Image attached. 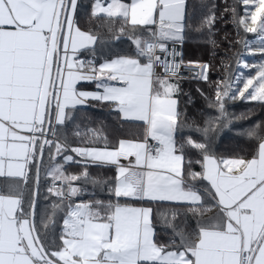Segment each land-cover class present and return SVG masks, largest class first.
<instances>
[{"label": "snow or ice", "instance_id": "snow-or-ice-1", "mask_svg": "<svg viewBox=\"0 0 264 264\" xmlns=\"http://www.w3.org/2000/svg\"><path fill=\"white\" fill-rule=\"evenodd\" d=\"M241 2L256 5L248 16L238 19L246 33H256L261 41L249 51L264 54V0ZM77 7L78 0H0V178L8 181L0 186V264H264L261 125L247 133L260 141L247 160L218 159L210 154L208 143L191 137L178 143L177 101L172 98L178 86L155 72L160 65L165 73L175 75L179 67L166 58L167 42L184 39L186 0H132L131 4L111 0L106 7L96 0L91 17L103 19V13L108 18L105 23L109 32L117 18L133 29L155 25L154 29H146L147 38L131 37L135 57L117 56L99 67L92 61L76 59L98 40L76 25ZM232 11L235 13V9ZM213 21L210 17L206 23ZM119 31L123 34L125 29ZM208 67L202 66V79H207ZM79 81H96L102 91L78 92ZM237 94L244 100L264 103V64L236 92L231 87L223 92L218 89L216 103L211 106L217 107L223 117V98L235 99ZM88 99L110 102L123 121L142 122L143 139L120 140L112 150L71 149L85 163L115 166V182L109 191L117 202H69L59 244L50 249L41 240L34 219L38 191L33 192L26 211L20 182H27L28 166L36 163L38 184L37 155L45 146L53 145L46 138L48 132L55 135L53 115L55 124L62 125L69 115L66 109ZM198 130L207 140L217 129L209 120ZM54 146L57 155L67 150L59 142ZM186 148L201 154L202 159L197 161L201 172H186ZM121 159L128 160V164H122ZM64 160L72 162L73 157L66 155ZM47 175L53 180L48 191L61 202L81 193L73 182L89 179L87 170L81 176L66 175L61 165L53 166ZM186 176L187 180L207 182L206 190L215 201L217 215L207 222L197 220L196 230L189 235L174 223L175 213L171 219L165 214L163 222L171 228L172 239L168 244H158L153 209L121 204L119 198L176 202L194 215H202L210 209H205L202 195ZM56 181L67 185V193L62 187L57 190ZM58 207L53 205L54 212ZM49 223H55L53 216L48 217L44 227Z\"/></svg>", "mask_w": 264, "mask_h": 264}, {"label": "trees", "instance_id": "trees-1", "mask_svg": "<svg viewBox=\"0 0 264 264\" xmlns=\"http://www.w3.org/2000/svg\"><path fill=\"white\" fill-rule=\"evenodd\" d=\"M93 1L78 0L75 13L74 19L80 30L98 37L93 49L80 53L81 58L90 59L98 66L101 62L110 61L117 56L135 57L136 48L131 37L147 38L149 33L146 29L154 27L137 26L133 29L117 18L111 25L113 31L109 32L105 23L108 20L106 16L101 15L103 19L91 17ZM242 6L240 0H186L184 39L181 42L183 61L200 65L201 68L203 65H208L207 79L170 80L178 86L175 94L180 125L176 134L177 142L183 143L189 137L198 142H206L209 144L210 154L218 159H251L260 141L249 138L247 133L257 124L261 125V136L264 137V103L244 100L238 94L235 99L224 97L223 117L217 107L211 106L216 103L218 89L223 92L231 87L232 91L236 92L235 80L240 74L239 67L249 46L251 35L238 25V19L243 17L239 14ZM210 17H214V21L209 25L206 20ZM122 27L125 29L123 34L119 31ZM251 47H254V44ZM112 108L105 103H91L86 108L68 112V118L61 126L52 125L55 135L49 133L48 139L53 141V145L45 148L34 218L40 238L47 248L51 249L59 244L62 218L69 202L73 204H94L96 200H101L105 204L117 202L109 191L115 182L116 172L113 167L91 165L78 160L65 164L63 171L66 175L81 176L87 170L89 179L73 182L74 186L82 189L81 193L71 197L70 200L65 198L62 202L48 191L51 187V178L45 172L46 166L48 167L53 161L62 160L72 148L114 149L120 140H142L143 124L121 121ZM209 120L213 121V127L217 130L210 133L209 139L206 140L204 133L198 129L204 128L206 121ZM96 133H99L98 139ZM56 142L65 145L67 150L57 155L54 146ZM53 155L55 159H52ZM185 159L186 172L188 170L201 172V165L197 161L201 160L202 156L198 151L186 148ZM188 161H191L190 165ZM30 170L29 181L22 187L26 211L34 192L36 163L31 164ZM93 181L97 182L93 183ZM187 182L196 186L203 197L205 209H210L203 211L202 215H194L184 205L166 202L149 203L124 198H119V202L151 207L156 242L168 244L172 239V230L163 222L165 214L171 219V214L175 213L174 223L189 235L196 230L197 220L203 223L217 215L218 210L213 206L215 201L206 190L205 181L187 180ZM62 188L67 193V185L62 184ZM54 204L59 205L55 212ZM49 216H53L55 223H49L45 228L44 224L48 222Z\"/></svg>", "mask_w": 264, "mask_h": 264}, {"label": "crops", "instance_id": "crops-1", "mask_svg": "<svg viewBox=\"0 0 264 264\" xmlns=\"http://www.w3.org/2000/svg\"><path fill=\"white\" fill-rule=\"evenodd\" d=\"M96 2V0H94L93 1V3H92V6H93V4ZM99 2H100V4H101V6H103V7H106L107 5H108V3H110L111 2V0H99ZM121 2L122 3H125V4H131V2H132V0H128V1H124V0H121ZM76 13V12H75ZM100 15H104L103 13H101ZM74 18H75V14H74ZM143 27V26H142ZM147 27H154L155 28V25H147ZM153 28V29H154ZM82 31V30H81ZM169 42H172V41H169ZM95 46V45H94ZM94 46L92 47V48H89V49H86V50H82L80 53H82V52H84V51H89V50H91V49H93L94 48ZM136 48V47H135ZM78 54L77 55V57H76V59L77 60H79V61H83V59H85V58H81V54ZM142 59V58H141ZM104 62H106V61H104ZM104 62H101L100 64H102V63H104ZM99 64V65H100ZM99 65L97 66V67H99ZM172 82V81H171ZM111 83H116V82H111ZM173 83V82H172ZM173 84H175V83H173ZM76 89H77V91L78 92H87V93H96V92H100V91H102V89H98L97 87H96V81H79L77 84H76ZM175 94H176V92H174L173 93V95H172V98L173 99H175ZM176 100V99H175ZM91 103H105V104H107V105H110L111 107H113V105L110 103V102H100V101H96V100H91V99H88L87 101H85V103H83V104H79V105H77L75 108H69V109H66V111L67 112H71L72 110H74V109H83V108H86L89 104H91ZM112 110L113 111H115L114 110V108H112ZM118 115H119V118H120V114L117 112V111H115ZM120 120H121V118H120ZM121 121H123V120H121ZM124 122H133V123H140V124H142V122H139V121H124ZM52 125L53 126H61V125H58V124H55V119H54V115H53V119H52ZM37 135L39 136V133H37ZM125 141H131V140H125ZM118 144H119V142H118ZM118 144H117V146L116 147H118ZM115 147V148H116ZM114 148V149H115ZM99 149H102V148H99ZM109 150H112V149H109ZM55 151H56V149H55ZM69 151V150H68ZM66 155H71L72 157H73V161L74 160H78V161H80V162H84V160H82V158L81 157H79V156H77L74 152H72L71 151V149H70V151L68 152V153H66L64 156H66ZM64 156H63V158H62V160H59V161H56V162H52L47 168L45 167V172L47 173L53 166H55V165H61L62 167L66 164V162L64 161ZM130 159H132V158H130ZM128 160H123V159H121V163L122 164H124V165H127L128 164ZM85 163V162H84ZM88 164H91V165H100V166H104V167H113L114 168V170H115V172H116V168H115V166L114 165H104V164H101V163H92V162H88ZM30 166H31V164L28 166V168H29V171H28V180H27V182L26 183H24V182H20V187L22 188L25 184H27L28 183V181H29V178H30V174H31V170H30ZM48 176V175H47ZM49 178H51L50 176H48ZM51 181H53L52 180V178H51ZM50 181V182H51ZM8 181H6L4 178H0V186L1 185H4L5 183H7ZM56 182H58V183H60L61 184V182L60 181H56ZM206 183V185H207V182H205ZM62 185V184H61ZM62 187V186H61ZM121 198H124V197H121ZM124 199H130V200H132V201H136V200H133V199H131V198H124ZM158 202H166V203H170V204H174V205H181V204H179V203H176V202H171V201H158ZM79 204V203H78ZM132 206H135V207H144V206H141V205H133L132 204Z\"/></svg>", "mask_w": 264, "mask_h": 264}, {"label": "rangeland", "instance_id": "rangeland-1", "mask_svg": "<svg viewBox=\"0 0 264 264\" xmlns=\"http://www.w3.org/2000/svg\"><path fill=\"white\" fill-rule=\"evenodd\" d=\"M240 2H241V0H240ZM242 4H243V6H242V8L239 9V14L243 17L248 16L251 11L255 10L256 5L253 3H249L247 5H245L244 3H242ZM260 43H261V41H260L259 37L257 36V34L251 33L250 42L248 43L249 46L247 47L246 52L244 53L242 63L240 62L241 63L240 67H239L240 74L238 77H236V80H235V88H234L235 91L238 88L243 87V82L246 78H248L250 76H255L260 65L264 64V54L256 52V51H249V49H253V50L256 49L260 45ZM253 44H254V47H251ZM182 58H183V51H182ZM185 64L193 65L191 63H185ZM194 65H196V64H194ZM245 65H248V67H245ZM198 66H200V65H198ZM249 101H252V100H249ZM37 158H38V155H37ZM67 163H70V162H67ZM46 168H47V166H46Z\"/></svg>", "mask_w": 264, "mask_h": 264}, {"label": "built area", "instance_id": "built-area-1", "mask_svg": "<svg viewBox=\"0 0 264 264\" xmlns=\"http://www.w3.org/2000/svg\"><path fill=\"white\" fill-rule=\"evenodd\" d=\"M167 46H168V54L166 58L168 59L169 62L174 61L176 64L179 65V67L176 70L175 75H173L170 72L165 73L163 67H161L160 65H157L155 68L156 74L158 76L165 77L169 80H188V81L200 80L201 79V76H200L201 67L198 65H194V64L193 65L185 64L183 62V58H182L183 46L181 42H168ZM158 54L161 55L162 58L165 56L164 53H158ZM87 61H92V60L83 59V62H87ZM55 184H56L57 190L61 188L60 183L55 182ZM50 186L51 187L53 186V181L50 182Z\"/></svg>", "mask_w": 264, "mask_h": 264}, {"label": "water", "instance_id": "water-1", "mask_svg": "<svg viewBox=\"0 0 264 264\" xmlns=\"http://www.w3.org/2000/svg\"><path fill=\"white\" fill-rule=\"evenodd\" d=\"M46 127H47V125H46ZM49 133L50 132L46 133V138L47 139L49 138ZM45 148H46V146H45ZM45 148H44L42 154L38 153V158H37V160L39 161V173H38L39 181H40L41 164H42V160H43V157H44ZM39 181H38V184H37V164H36L35 179H34V191H38L39 190ZM36 204H37V196H36Z\"/></svg>", "mask_w": 264, "mask_h": 264}]
</instances>
